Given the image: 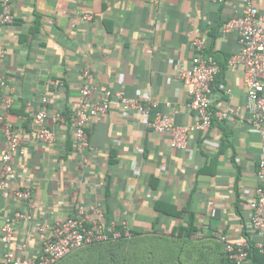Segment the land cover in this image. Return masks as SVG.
I'll return each instance as SVG.
<instances>
[{"label": "crops", "instance_id": "0c3cea01", "mask_svg": "<svg viewBox=\"0 0 264 264\" xmlns=\"http://www.w3.org/2000/svg\"><path fill=\"white\" fill-rule=\"evenodd\" d=\"M247 5L264 12V0H11L15 20L0 23V46L7 51L0 60V113L11 97L8 119L24 152L15 157L17 178L0 191V226L17 211L25 216L15 221L10 243L1 240L0 228V261L7 251L36 255L39 225L51 227L77 204L100 201L109 229L126 223L139 236L164 239L182 257L204 255L184 264H220V237H241L264 153L243 65L229 63L240 52L239 33L223 31ZM202 36L204 55L221 66L211 108L236 112L213 115L208 129L189 133L185 150H172L148 121L121 111L117 93L134 98L148 91L159 102L152 118L162 110L178 126L194 124L189 85L177 72L191 65L192 41ZM84 67L93 72L95 97L113 93L110 110L87 127L86 160L69 119L82 101ZM43 106L44 124L56 133L51 145L36 138L34 114ZM6 148L0 124V171ZM17 186H31V199L18 200ZM20 244L26 251L17 249Z\"/></svg>", "mask_w": 264, "mask_h": 264}, {"label": "built area", "instance_id": "2783aa9c", "mask_svg": "<svg viewBox=\"0 0 264 264\" xmlns=\"http://www.w3.org/2000/svg\"><path fill=\"white\" fill-rule=\"evenodd\" d=\"M147 1L157 3L160 0ZM210 1L223 3L225 0ZM0 5L2 7L0 23H12L15 17L12 12L11 0H0ZM90 18L89 14L84 15V19ZM232 29L239 33L241 49L238 54L230 58L229 63L231 66L238 63L243 65L249 99L256 109L253 124L261 132L264 141V12H260L255 6L247 5L241 16L230 18L224 22L223 31L228 32ZM205 45L206 38L204 36L193 39L192 47L195 54L192 63L189 67H180L177 72L178 79L189 85L188 93L191 97L189 106L197 114V121L194 124L178 126L173 117L162 110H157L152 118V110L159 105V102L148 91H143L134 98L117 93L120 98L121 111L124 114L134 113L148 121L154 131L168 137L167 146L172 150H185L188 147L189 133L208 129L212 124L213 115L223 119L236 112L230 107L219 108L216 111L211 108V89L215 77L221 71V66L216 60L204 55ZM6 53V49L0 46V60L5 57ZM82 76L83 84L80 90L82 101L80 106L70 113L69 119L73 126L76 150L86 160L84 150L89 139L87 127L92 119L102 116L110 110L113 93L107 89L95 97L93 72L89 67H84ZM4 84L5 81L0 80V85ZM3 101L5 109L0 113V124L3 126L7 148L2 156L0 191L5 188L6 181L17 178L15 157L24 152L18 129L8 119L13 100L11 97H5ZM47 101V98H43L44 103ZM47 116L46 106L41 107L34 114V122L37 127L36 138L43 144L51 145L56 141V133L44 124ZM55 118L64 120V116L60 113H57ZM257 178L255 196L248 203L249 211L243 223L241 237L233 241H229L225 235L220 237L229 260L234 264H245L252 246L264 253V153H262L258 164ZM14 194L18 200L28 201L33 195V188L17 186ZM23 216L25 215L17 211L12 217L5 218L0 226L3 242H11L14 223ZM38 231L41 240L36 255H17L13 251H7L0 264H53L84 245L116 239L122 235H132V231L126 223L124 231L115 228V226L111 229L107 227L104 207L100 201L79 203L73 213L58 219L51 227L39 225ZM17 249L21 252L26 251V245L20 244Z\"/></svg>", "mask_w": 264, "mask_h": 264}, {"label": "trees", "instance_id": "16d2710c", "mask_svg": "<svg viewBox=\"0 0 264 264\" xmlns=\"http://www.w3.org/2000/svg\"><path fill=\"white\" fill-rule=\"evenodd\" d=\"M190 228L192 231L195 230L192 224L190 225ZM120 230L124 231L122 227L120 228ZM125 241H131V244L134 246L143 245L144 247L143 248L138 247L139 251L133 247L134 252L128 256L127 254L124 253L125 251L122 252L123 251L122 248ZM162 241H163L162 238L157 239L147 236H139L137 235V233H134L132 231L131 236L122 235L121 237L116 239L94 242L79 247L53 264H73L72 261L69 260V258L72 256L73 258L79 260L80 264H127L128 262H130V264H134L135 262H137V264H184V260L186 258L188 260L189 259L193 260V258L196 260V257L202 258V256H204L203 254H199V253L196 254L195 251H193L194 254H188L187 257L186 256L182 257L183 254L175 253L174 248H173V252H171V246H169L166 243V241L165 242L163 241L164 243H162ZM103 244H105V246L99 247V252H94V254L93 252H89L85 250L89 246H94V245L101 246ZM153 244L154 246L156 245L155 246L156 251L153 249L154 247H151V245ZM165 244L168 245L169 251L166 252L163 251V249H165L166 246ZM147 246L151 248L150 251L146 249ZM80 249L82 250L81 253L79 251ZM158 249L160 250L162 249V251ZM107 254L108 256L111 255V257L106 258L105 256ZM102 255L103 258L101 260H98ZM181 260L183 261L180 262ZM220 264H234L231 260H229L228 255L225 251V246H224V256L221 258ZM245 264H264V253H261L258 248L252 246L249 249L248 259L245 262Z\"/></svg>", "mask_w": 264, "mask_h": 264}, {"label": "rangeland", "instance_id": "374dc122", "mask_svg": "<svg viewBox=\"0 0 264 264\" xmlns=\"http://www.w3.org/2000/svg\"><path fill=\"white\" fill-rule=\"evenodd\" d=\"M162 240L165 242L164 239H162ZM163 241H162V243H164ZM145 242H146V241H145ZM145 242H144V243H145ZM107 245H108V244H107ZM165 245H166V246H165V249H163V251H164V252L169 251L168 245H167V244H165ZM103 246H105V244H103V245H101V246H97V245L89 246V247H87L85 250H86V251H89V252H93V254H94V252H99V247H103ZM155 246H156V245H155ZM155 246H154V244L151 245V247H154V248H153L154 250H155ZM133 247H134L136 250L139 251L138 247H139V248H143L144 246H143V245H135V246H134V245L131 244V241H125V242H124V245H123V248H122L123 251H122V250H121V251H122V252L125 251L124 253L127 254V255L129 256V255H131V254L134 252V248H133ZM146 249L149 250V251L151 250V248L148 247V246H147ZM158 250H160V249H158ZM79 251H80V253H81L82 250L80 249ZM155 251H156V250H155ZM160 251H162V249H161ZM138 253H140V252H138ZM105 257L108 258V257H111V255L108 256V254H107ZM155 257H157V256H155ZM102 258H103V255L100 257V259H98V258H97V259H98V260H101ZM69 260L72 261L73 264H80V261L77 260V259H75V258H73V256L70 257ZM132 262H134V261H132ZM132 262H131V263H132ZM127 264H130V262H128ZM134 264H137V262H135Z\"/></svg>", "mask_w": 264, "mask_h": 264}]
</instances>
